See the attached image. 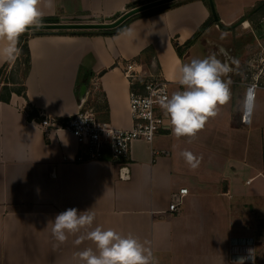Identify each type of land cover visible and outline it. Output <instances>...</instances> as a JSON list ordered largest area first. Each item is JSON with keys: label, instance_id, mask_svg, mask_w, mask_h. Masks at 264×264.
<instances>
[{"label": "crops", "instance_id": "0c3cea01", "mask_svg": "<svg viewBox=\"0 0 264 264\" xmlns=\"http://www.w3.org/2000/svg\"><path fill=\"white\" fill-rule=\"evenodd\" d=\"M150 1L55 0L45 18L109 22ZM213 2L218 20L211 22L210 0H175L128 18L124 30L131 29L130 36L100 29L29 37L26 95L0 100V264H78L75 253L95 245L76 244V234L56 246L47 226L73 207L92 208L94 226L147 241L158 264H236L241 257L244 264H264V88L248 123L239 109L247 63L264 39V0ZM212 54L232 68L226 77L232 99L191 143L174 137L167 120L151 143L134 141L128 159L106 154L79 161L80 146L68 130L51 128L46 136L36 124L41 113L73 115L89 98L100 120L129 129L126 64L162 75L171 95L183 90L170 78L178 61ZM5 65L10 63L0 68ZM184 150L202 158L197 169L181 157ZM122 166L127 179L120 178ZM185 187L181 211L170 213L174 194Z\"/></svg>", "mask_w": 264, "mask_h": 264}, {"label": "clouds", "instance_id": "9594fccd", "mask_svg": "<svg viewBox=\"0 0 264 264\" xmlns=\"http://www.w3.org/2000/svg\"><path fill=\"white\" fill-rule=\"evenodd\" d=\"M55 0H0V63H14L21 55L18 46L20 37L32 28L40 27L50 12L55 10ZM124 34L131 35V29ZM174 79L183 90L164 95L159 100L164 115L168 118L171 132L177 139L187 137L191 143L204 129L210 118L217 117L221 108L232 99V81L228 74L232 68L215 54L184 63L178 61ZM255 94L249 89L239 102V109L249 117L255 107ZM247 122V121H246ZM190 169L198 168L201 157L191 151L180 153ZM96 213L68 208L58 213L51 226V234L64 244L70 235L80 234L75 243L91 241L95 247H87L75 253L78 264H158L147 241L142 242L131 233L125 235L113 228L94 226ZM244 257L236 264H244Z\"/></svg>", "mask_w": 264, "mask_h": 264}, {"label": "built area", "instance_id": "2783aa9c", "mask_svg": "<svg viewBox=\"0 0 264 264\" xmlns=\"http://www.w3.org/2000/svg\"><path fill=\"white\" fill-rule=\"evenodd\" d=\"M124 75L130 84L128 103L133 121L131 128H116L110 122L100 120L95 105H92L93 102L89 101V98L73 115L55 118L41 113L39 114L41 119L37 120L36 124L46 136L50 134L51 128L68 130L80 146L79 161L103 159L106 154L115 161L128 159L134 141L144 140L151 143L165 128L168 118L164 115L159 100L164 95L170 96V82L160 74L144 72L142 66L135 62L125 65ZM242 84L245 93L249 89L254 92L255 99L258 89L264 88V39L257 42V50L247 63ZM22 109L28 113L30 108L26 105ZM250 116L245 117L242 114V121L248 123ZM120 178H129L126 166L120 167ZM188 192V188L185 187L174 194L168 207L170 213L178 214L181 211Z\"/></svg>", "mask_w": 264, "mask_h": 264}, {"label": "trees", "instance_id": "16d2710c", "mask_svg": "<svg viewBox=\"0 0 264 264\" xmlns=\"http://www.w3.org/2000/svg\"><path fill=\"white\" fill-rule=\"evenodd\" d=\"M157 8L158 7L151 8L148 10V12L153 13L156 11ZM127 20L124 21L119 26H117L116 28L102 30L101 33L105 35L119 33L122 30H124V28L126 27L125 23L127 22ZM211 21H213V15L211 16L209 22ZM59 22L60 21L56 18H45L43 21V23H59ZM209 22H207V24H209ZM46 32L47 31H27L20 37L18 46L22 50L21 55L15 61V64L11 66L10 68H8L9 65H5L2 68H0V100L1 101L10 102V99L13 93L20 94V95H26L25 79L27 77L28 71L31 66V54H30V49L28 46V39L30 36L46 34ZM57 32L58 33H71V34H85V32L83 31L60 30ZM195 40H196V36L189 39L185 43V46H189L193 44ZM31 116L29 115V117Z\"/></svg>", "mask_w": 264, "mask_h": 264}, {"label": "water", "instance_id": "95a60500", "mask_svg": "<svg viewBox=\"0 0 264 264\" xmlns=\"http://www.w3.org/2000/svg\"><path fill=\"white\" fill-rule=\"evenodd\" d=\"M175 0H154L141 5H138L129 11L125 12L123 15L109 22H68V23H42L40 27L32 28L28 31H57V30H100V29H113L122 24L131 16L145 11L147 9H151L153 7H157ZM210 5L212 9V14L215 20H218V16L216 13V9L214 6L213 0H210ZM238 25V24H237Z\"/></svg>", "mask_w": 264, "mask_h": 264}, {"label": "rangeland", "instance_id": "374dc122", "mask_svg": "<svg viewBox=\"0 0 264 264\" xmlns=\"http://www.w3.org/2000/svg\"><path fill=\"white\" fill-rule=\"evenodd\" d=\"M263 27H264V26H263ZM213 34H214L215 36L220 35V33H218V31L213 32ZM199 51H200V49H199ZM200 52H201V55H200V56H205L204 53H203V50H201ZM14 64H15V62H14V63H10V65H9L8 68H10L11 66H13Z\"/></svg>", "mask_w": 264, "mask_h": 264}]
</instances>
